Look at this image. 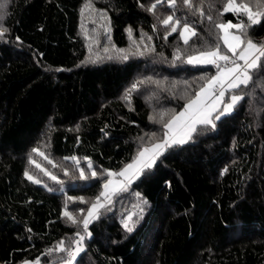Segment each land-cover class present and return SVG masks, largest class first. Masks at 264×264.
Here are the masks:
<instances>
[{
	"label": "trees",
	"instance_id": "16d2710c",
	"mask_svg": "<svg viewBox=\"0 0 264 264\" xmlns=\"http://www.w3.org/2000/svg\"><path fill=\"white\" fill-rule=\"evenodd\" d=\"M226 2L177 0L152 12L156 0H0V264L64 262L57 246L72 250L80 236L74 264H264V81L228 91L226 101L244 99L215 128L199 124L112 195L87 231L82 223L106 170L164 140V121L217 74L186 57L216 43L232 56L215 22L246 17L221 16ZM173 14L181 26L169 34L162 21ZM184 23L197 33L187 45ZM262 28L264 19L247 30L258 45Z\"/></svg>",
	"mask_w": 264,
	"mask_h": 264
},
{
	"label": "snow or ice",
	"instance_id": "6c2138e0",
	"mask_svg": "<svg viewBox=\"0 0 264 264\" xmlns=\"http://www.w3.org/2000/svg\"><path fill=\"white\" fill-rule=\"evenodd\" d=\"M165 2L169 7L175 8L177 0H156V3H153L148 10L154 12L157 4ZM183 2L190 9L194 7L192 0H183ZM251 5L252 0H240L239 3H237V0H227L224 4L220 11L221 16L231 12L233 15L240 16L243 14L244 17H246V22L244 20H241L239 23H233L232 20L215 22V28L220 30L217 39L223 41L227 52L232 53V56H229L226 52L222 51L221 45L216 43L203 51L194 49V54L186 57L185 62L187 64L212 65L217 69V74L208 80L207 87H201L199 93L189 100L183 112H180L179 114L173 113L167 121H164V126L168 129V132L165 133L167 139H164L159 143H154L150 147H145L142 151L138 152L133 163L127 165L120 172L106 170L108 177L124 178L122 181L109 179L103 184L104 191L100 193V196L103 197L107 203L110 204L112 202L111 198L112 195L115 194L116 189L126 190L127 184L130 183L132 179L138 178L145 169L152 168L156 163V160L163 154L166 148L171 147L173 144L183 145L191 140L192 135L197 131V124L210 125L212 128H215L216 125L214 120L220 119V115L230 114L235 106L244 99L242 95H232L230 98L231 102L226 104L221 111L216 108V105L223 102L226 91L238 89L242 85L247 88L250 83H252L254 88L257 81H264V65L260 63L261 58H264V45H258L255 43L252 38L248 36L247 31L253 25L260 24L261 19H264V0H255V11H253ZM2 6L3 5H0V7ZM91 8L92 5L90 3L85 5V10ZM200 14L201 16L204 15L202 9L200 10ZM206 19L210 22L213 20L210 15L207 16ZM162 23L166 27L171 24L169 29V34H171L177 31V27L181 26V19L174 18V14L168 15ZM233 29L235 32L231 31ZM6 31L7 29L0 27V38L3 37ZM108 31H110V28ZM128 31L129 35H131V29ZM261 31H264V28H262ZM187 33H190L191 36L197 35L191 25L184 23L180 38L183 39V42L186 45L189 41V36L185 35ZM105 51H107V49H105ZM140 55H143V53H140ZM174 55L177 60L181 59L180 50H177ZM124 58L127 59L128 57L125 56ZM238 61H243V64ZM254 76L256 77V80L253 79ZM209 97H214V99L210 102ZM126 98L129 99V101L131 99L128 94H126ZM214 111L219 112L220 114L213 117L212 113ZM176 126H179L180 129L179 138H177L178 134ZM34 151L38 150L34 149ZM40 155H43V153H40ZM45 158L47 159V157ZM66 159H71L77 164V166L79 165V161L75 156L66 157ZM49 162L51 163V161ZM36 166L40 167L39 165ZM88 167H92L91 161L88 162ZM41 170L44 171V169ZM129 173H131V175H129ZM45 175L51 174L45 171ZM65 175H67V172H65ZM25 176L34 183H40L39 180H36L27 172H25ZM91 177H97V172L92 171ZM51 179L56 180V177L53 175L51 176ZM80 179H87L83 170H80ZM113 185H115L116 188L110 190ZM77 199L81 203H86L83 197ZM68 200H73V197L69 196ZM145 203H147V201H145ZM105 206V204L100 202L99 197L97 198V201L91 205V208L87 213V218L82 221L85 231H87L89 223L92 220L99 219V209L104 208ZM63 215L67 217L72 224L77 223V220L69 211L65 210ZM128 220L130 221L131 217H128ZM124 228L128 232L133 231V228L130 227L128 223L124 224ZM84 239V236H80V239L75 242L76 247L72 250L66 249L63 245V241L57 246L60 252H67V264H74L76 257L81 251H83L82 245ZM25 264H32V262L26 261ZM34 264H39V260L35 261Z\"/></svg>",
	"mask_w": 264,
	"mask_h": 264
},
{
	"label": "rangeland",
	"instance_id": "374dc122",
	"mask_svg": "<svg viewBox=\"0 0 264 264\" xmlns=\"http://www.w3.org/2000/svg\"><path fill=\"white\" fill-rule=\"evenodd\" d=\"M181 31H182V29H181ZM185 35L189 36V39H190V37H191V34H190V33H187V34H185ZM165 139H167V137H166ZM173 145H176V144H173ZM173 145H172V146H173ZM143 149H144V148H143ZM143 149H141L140 151H142ZM165 150H166V149H165ZM165 150H164V151H165ZM140 151H139V152H140ZM133 161H134V160H133ZM133 161L130 162L129 164H132ZM35 164L40 166V164L37 163V162H36ZM129 164H127V165H129ZM127 165H126V166H127ZM126 166H125V167H126ZM153 166H154V165H153ZM125 167H124V168H125ZM37 168H38V167H37ZM40 168H42V167L40 166ZM124 168H123V169H124ZM123 169H121V170H123ZM121 170H119V171H111V172H120ZM129 175H131V173H129ZM140 176H141V175H140ZM140 176H139V177H140ZM109 179H116V180H121V181H122L124 178H123V177H115V178L109 177L108 180H109ZM135 179H137V178L132 179L131 182H133ZM131 182H130V183H131ZM130 183H128V184H130ZM128 184H127V186H128ZM112 188H116V186H115V185L111 186L110 190H112ZM120 190H122V189H116L115 193L118 192V191H120ZM100 202L103 203V204H105V205L107 204V201H105L103 197L100 199ZM90 208H91V207H90ZM90 208H89V210H90ZM89 210H88V211H89ZM99 210H100V209H99ZM87 213H88V212H87ZM85 218H87V214H86V217H85ZM127 219H128V218H127ZM92 221H93V220H92ZM92 221H91V222H92ZM91 222H90V223H91ZM90 223H89V224H90ZM57 264H67V260L64 261V262L57 263Z\"/></svg>",
	"mask_w": 264,
	"mask_h": 264
},
{
	"label": "crops",
	"instance_id": "0c3cea01",
	"mask_svg": "<svg viewBox=\"0 0 264 264\" xmlns=\"http://www.w3.org/2000/svg\"><path fill=\"white\" fill-rule=\"evenodd\" d=\"M238 62L241 63V64H243V61H238ZM205 87H207V85H206ZM229 91H230V90H229ZM227 92H228V91L225 92V95H224V98H223V101H224V102L219 103V104L216 105V108H217V109H220L221 111L223 110V108H224V106H225L226 104H228V103L231 102V100H228V101L225 100V97H226ZM212 99H214V97H209V101H210V102H211ZM223 103H224V104H223ZM186 106H187V105H186ZM186 106H185V107H186ZM183 111H184V109H183L182 111H180V112H183ZM180 112H179V113H180ZM179 113H178V114H179ZM218 113H219V112H215V111H214V112L212 113L213 117L216 116ZM198 125H199V124H197L196 127H197ZM176 130H177V134H178L177 138H179V136H180V129H179V126H176ZM167 132H168V129H167L166 133H167ZM176 145H180V144H176Z\"/></svg>",
	"mask_w": 264,
	"mask_h": 264
},
{
	"label": "water",
	"instance_id": "95a60500",
	"mask_svg": "<svg viewBox=\"0 0 264 264\" xmlns=\"http://www.w3.org/2000/svg\"><path fill=\"white\" fill-rule=\"evenodd\" d=\"M27 262H31V261H27ZM23 264H25V263H23ZM33 264V263H32Z\"/></svg>",
	"mask_w": 264,
	"mask_h": 264
},
{
	"label": "bare ground",
	"instance_id": "6f19581e",
	"mask_svg": "<svg viewBox=\"0 0 264 264\" xmlns=\"http://www.w3.org/2000/svg\"><path fill=\"white\" fill-rule=\"evenodd\" d=\"M224 102V101H223ZM224 104V103H223ZM95 220V219H94Z\"/></svg>",
	"mask_w": 264,
	"mask_h": 264
}]
</instances>
